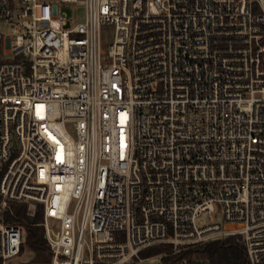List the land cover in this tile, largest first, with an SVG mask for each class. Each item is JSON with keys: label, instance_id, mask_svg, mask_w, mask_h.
<instances>
[{"label": "built area", "instance_id": "2783aa9c", "mask_svg": "<svg viewBox=\"0 0 264 264\" xmlns=\"http://www.w3.org/2000/svg\"><path fill=\"white\" fill-rule=\"evenodd\" d=\"M0 49V213H40L47 264H264V0H0ZM26 237L0 217V264Z\"/></svg>", "mask_w": 264, "mask_h": 264}, {"label": "trees", "instance_id": "16d2710c", "mask_svg": "<svg viewBox=\"0 0 264 264\" xmlns=\"http://www.w3.org/2000/svg\"><path fill=\"white\" fill-rule=\"evenodd\" d=\"M1 216L7 225L20 226L25 230L27 237L21 254L29 250L34 254L32 263H49L51 251L45 239L44 229L39 225L40 213L36 215L33 222L28 216V205L14 203L6 212L0 213ZM151 249L158 255H164L165 264H197L201 260L213 263L248 264L246 248L240 236H230L179 253H175L172 245L161 244L142 251L140 255H145Z\"/></svg>", "mask_w": 264, "mask_h": 264}, {"label": "rangeland", "instance_id": "374dc122", "mask_svg": "<svg viewBox=\"0 0 264 264\" xmlns=\"http://www.w3.org/2000/svg\"><path fill=\"white\" fill-rule=\"evenodd\" d=\"M66 12L70 15L73 14L72 10H66ZM78 16H79V19L77 22H79V23L83 22L84 21V11L81 10L79 12ZM11 31H12L11 26H5L4 27L5 34L10 35ZM106 39L112 40V35L109 34L106 37ZM1 58H4V60H8L11 58V55L5 54L4 51L2 49H0V59ZM217 221L219 223L222 222V218L218 217ZM174 251H175V253H179L181 251H186V250H177L176 251L174 249ZM163 257H164V255H158L155 252H153V250L151 249V250H148L145 255H143V256L140 255V259H142V261H143V262H140V264H165ZM33 258H34V254L28 250L25 253L21 254L19 257L15 258V261L17 264H35V263H32ZM200 262H205V261L201 260Z\"/></svg>", "mask_w": 264, "mask_h": 264}, {"label": "water", "instance_id": "95a60500", "mask_svg": "<svg viewBox=\"0 0 264 264\" xmlns=\"http://www.w3.org/2000/svg\"><path fill=\"white\" fill-rule=\"evenodd\" d=\"M14 149H16V146H14ZM31 221H35V217H30Z\"/></svg>", "mask_w": 264, "mask_h": 264}]
</instances>
